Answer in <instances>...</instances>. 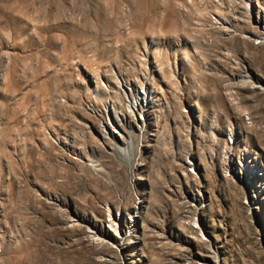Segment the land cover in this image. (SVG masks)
<instances>
[{"label": "rangeland", "instance_id": "374dc122", "mask_svg": "<svg viewBox=\"0 0 264 264\" xmlns=\"http://www.w3.org/2000/svg\"><path fill=\"white\" fill-rule=\"evenodd\" d=\"M0 264H264V0H0Z\"/></svg>", "mask_w": 264, "mask_h": 264}, {"label": "bare ground", "instance_id": "6f19581e", "mask_svg": "<svg viewBox=\"0 0 264 264\" xmlns=\"http://www.w3.org/2000/svg\"><path fill=\"white\" fill-rule=\"evenodd\" d=\"M34 239V238H33ZM32 241V240H31Z\"/></svg>", "mask_w": 264, "mask_h": 264}]
</instances>
